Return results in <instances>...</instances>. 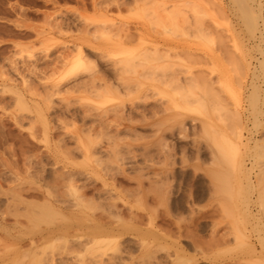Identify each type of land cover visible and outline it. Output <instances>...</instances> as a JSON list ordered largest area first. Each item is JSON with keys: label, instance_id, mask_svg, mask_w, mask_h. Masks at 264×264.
I'll use <instances>...</instances> for the list:
<instances>
[{"label": "rangeland", "instance_id": "rangeland-1", "mask_svg": "<svg viewBox=\"0 0 264 264\" xmlns=\"http://www.w3.org/2000/svg\"><path fill=\"white\" fill-rule=\"evenodd\" d=\"M245 1L248 2V6H251V8L253 6L254 10H252L255 13L251 9L250 10L255 16L257 15L256 11H261V13L258 12L261 15V19L260 17H255L257 21L254 20L257 26L253 23L254 27L251 26L250 28L246 24H242L243 20L240 18L239 11L237 7L233 5L232 0H0V264H31L32 260V264H264V261L262 263V260H264V245H262V243L264 244V69L260 65L261 62L259 63V61H262L260 58L263 59L264 56V0ZM258 3L261 4V9L257 7ZM172 10L173 12H171ZM173 13H175L176 16L173 15L174 17H172ZM196 16L199 18H196ZM197 19H200V22ZM174 23L176 25H174ZM188 25L191 27L189 26V28ZM244 25L247 28L249 27L248 30ZM250 29L253 31L249 33ZM195 30H201L203 32L199 31L198 33V31ZM193 35H195V37ZM214 38L217 39L214 40ZM139 43H142V45H139ZM216 43L219 48L216 47ZM154 44L158 47V54L162 52L163 54L160 53V55H165V53L169 51L173 55L169 53V57L166 59V56L162 58L159 56V58L156 57L157 59L155 60L153 54L156 52L149 53L153 52L151 48ZM176 45L179 46L178 50L174 49L179 52L177 55L173 53L174 50L170 51L171 48L173 49L172 46ZM133 46H138L141 49L137 47L138 50H136V47L134 48ZM131 47L134 53L130 55L127 53L126 55L125 50L130 52L131 50H129V48ZM144 47L150 48L147 50ZM140 50L148 51V55H146L147 53L143 54L145 52L141 53L142 51ZM138 51L139 53H137ZM141 56L145 57L143 58ZM149 56L151 57L149 58ZM228 56L231 57H229V60H227ZM146 57L148 59H145ZM136 59H139L138 61L141 62L142 66L138 65L139 63ZM130 60L133 61L134 65H137V67L129 65L132 64L129 63ZM146 60L151 61L148 62L151 65L147 64ZM165 63L167 65H165ZM161 64L165 66L163 69L164 71H155L154 69L153 71L151 69V66L152 68L155 66L156 68H160ZM232 65L236 71L231 69V67L233 68ZM146 66L149 67H147L149 71L146 70L147 73L143 71L146 69ZM170 66L174 67L170 68ZM241 66L243 68H241ZM75 67L78 68L75 69ZM150 71L151 74H148ZM140 72L143 73V76ZM156 72L163 75L161 76L159 73L156 74ZM180 72H182V74ZM202 72L204 75L206 74V77H204V75L201 76L203 74ZM155 75L157 76L155 77ZM175 75H177V78H174L176 77ZM186 75H191L192 77L189 78L190 80L193 78L195 83H193V79L185 83V80H182V78L187 79L188 77ZM196 75H199V77ZM195 77L198 78V81ZM202 77H204V79L206 78V81L204 79L202 80ZM176 79L178 84L181 82V87L188 90L186 92L179 87L181 88L180 90L187 93L186 99L187 97L192 98L190 94L194 93L193 97L202 98H194L198 100V102L196 101L198 104L204 100L202 102L203 105L206 106V108L204 107V110L206 109L205 112L203 110L204 113L199 110L200 107H197L198 104L197 106L194 105L193 99L191 101H193L194 104L189 105L191 102L189 98L187 99L190 101L189 103H182L184 102L182 101V94L184 92L178 97L176 95L178 92L174 93V91H178L175 89L178 88L177 82L175 83L176 86L172 87L175 85L172 82H175ZM199 79L203 82H200ZM213 79L214 82L212 81ZM215 79L216 84L214 85ZM160 82L161 84H159ZM190 82H192V87L190 86ZM198 82L203 84L202 87L200 86L201 89L206 87V83L212 84V88L210 87L212 90L210 89L209 91L208 87L210 85L208 84L206 89H208L209 93L206 92L207 94L205 93L202 95V90L201 93H199L200 91H198V89L196 90L199 86L196 85L199 84ZM136 83L139 84L136 85ZM124 84H126V87H124ZM187 84H189V87L185 86ZM216 87H220V90L218 89V91H216ZM135 88L137 89L135 90ZM172 88H174V90ZM191 88H193V92L191 91L192 93H190ZM213 89L215 92H219L217 96L220 94V91L222 92L219 95L221 101L218 100L217 102L219 97L217 98L216 95H213L215 94ZM127 91L130 92L128 93ZM160 91H162V93ZM154 92L158 94L156 93L154 95ZM210 94L211 96L213 95L215 98H213L214 100L211 98ZM138 95L139 98H136ZM170 95H172V97ZM183 95H185V93ZM255 97L257 101H253ZM160 98L162 99L160 100ZM168 98H170V100ZM175 98L182 99L176 100ZM139 99H142L141 102H139ZM172 99L174 100L173 103ZM153 100L156 105L153 104ZM175 102H177V104ZM180 102L183 106H181ZM166 103L171 105L172 110L171 107H167V109L163 108L167 105ZM176 105H179V107H176ZM208 105H212L211 108H209L210 106ZM221 106L224 107L222 108ZM201 108L203 109V107ZM224 108L226 109L223 110ZM151 109L154 111L152 112ZM196 110L199 111V113H197ZM143 111L145 112L143 113ZM212 113L214 115H212ZM232 113H235V116H232ZM133 114L136 116L134 117ZM141 114L146 116L143 117ZM215 114L218 118H215ZM225 114L229 117L231 116L233 120H231V118L229 120V117ZM219 117L223 122H221ZM234 117H236L237 121ZM141 118L143 120L147 118L148 120L146 119V121L154 118L157 119V122L158 119H162V121L159 122L160 125L155 124L151 127L149 126L151 124H142L145 120L143 121ZM225 118H227L226 120H229L230 123L231 121L233 123L229 124V121L226 122V120H224ZM130 122H134L135 125ZM138 124L144 126L141 127L139 125V127H141L139 128ZM205 124H208L210 129H212L209 130V127L204 126ZM127 125L128 128L137 125L136 132L133 127L130 128L131 130H127ZM182 125L187 129L183 128L184 131H182ZM201 126L203 130L205 129L204 131H202ZM122 128L124 130H121ZM178 128L179 132H177ZM237 129L238 131H236ZM153 130L154 136H152ZM162 130L165 132L166 137H164L165 135L162 136V134H164ZM168 130H171L172 133L170 131L168 132ZM213 130L215 133L216 130L217 132H221L218 133L219 137L218 134H214L217 136L216 139L218 138L217 142L221 143L219 146L223 152L219 154L221 158H223L222 154H226L225 156L230 160L229 155L234 153L228 152L229 155H227L228 153L225 152V150L227 151V147L232 144L230 141L233 142L235 146L237 145V148L234 146L236 152L231 156L233 157L231 158V163L228 161L230 167H228L227 161L224 160L226 159L225 157L224 159H220L221 161H225V163H223L224 161L220 162L219 155H216L214 149L218 148L215 146L214 142L216 139L212 137L213 135L207 138L204 137V135L209 136V131L210 134L212 132L214 133ZM131 131H134V133ZM194 132H198L199 134H195ZM236 133L237 135H235ZM159 135L167 140L163 142V140H160ZM177 137H181V139ZM222 137H224L222 140L223 143L221 141ZM210 138H214L215 140L213 139L214 141L212 140L211 142ZM160 141H162L163 145ZM173 142L174 144H172ZM210 142L212 144L214 143L213 145L215 148L211 147L212 144ZM168 143L171 144L169 145ZM224 143L226 146L223 145L222 147L221 145ZM150 145L151 147H149ZM231 148L230 146V149ZM142 151H147V154ZM216 151L219 153L218 150ZM156 152L159 153V156L156 155ZM164 152L166 154H164ZM212 153L215 159L214 157L212 158ZM117 155L121 159H116L115 157H118ZM209 155H211V157ZM164 156L168 159L171 157L169 159L170 161ZM96 158L98 161H96ZM238 158L241 159L239 162L242 163L238 164ZM162 159L163 161H161ZM232 159H234L235 162H232ZM99 162L102 163L100 164ZM179 162H183L184 164H179ZM232 163H235V165H231ZM169 164H171V166H169ZM241 165L242 167H240ZM162 166H164L163 169H166V171H162L167 172V174L161 173L160 169ZM189 166L191 168H189ZM139 169H144V171H139L141 175L138 174L137 170ZM155 169L157 170L155 171ZM194 170H196V172ZM64 171L70 172L69 174L73 172V174H77V176L76 174L70 175L73 179L71 183H74V181L76 182L72 187L69 185L70 180H68V178L66 179V177L69 176L67 174L68 172L66 173L68 176H64L66 175L64 173L62 177L61 174ZM157 171L160 172L158 173ZM125 174L126 176L123 177ZM154 174L156 175L155 177H153ZM218 174H220V176H218ZM244 174L246 176L248 175L249 179ZM86 176L90 177L86 178ZM212 176L216 177H214L216 180H214L215 182L211 180L213 179ZM222 176L223 179H225L226 176L228 178H226L225 181L226 183L228 181L229 190L226 189L225 192L224 189L220 188H224L222 185L224 186L226 183L222 185H220V181L217 183V178L219 177V180H221ZM156 177L157 180L155 179ZM164 177L165 180H167V177L170 180L168 179L165 181ZM58 178H61L60 181L57 180ZM138 180H141L143 183L140 181V183L136 182ZM62 182H66L69 187ZM148 183L157 184L159 188L154 184L148 185ZM167 183L171 185V188L168 187L169 185ZM82 185H84V188ZM135 185L138 186L136 187ZM212 185L214 186L213 189ZM243 185H245V188ZM131 187L134 188L136 192L132 190ZM161 189L164 191V194ZM214 189L216 192L218 191V194L216 193V197L213 198L215 192L212 193L211 191ZM50 190L51 192L47 194ZM79 190L80 192H78ZM145 190H149L148 193ZM241 190L243 192H241ZM52 192L54 194L57 193V195L52 194ZM63 192L65 194H63ZM149 192L157 196H153V194L149 195ZM225 193L229 195V199ZM240 193L242 196L239 195ZM59 194H61L60 197L58 196ZM78 194L81 196V199ZM167 195H170V197H168L169 200L166 198ZM88 196L91 199H89ZM136 196L138 197L136 198ZM246 196L247 199H250L247 200L245 198ZM19 197L23 201H21ZM140 197H142L141 200ZM155 197L159 202H162L157 204L158 201L155 200ZM44 198H46L45 200L48 199L47 201L51 200L50 202L54 203V206H66L70 209L78 210V213H81L80 216L82 215L81 218L84 217L88 219L87 221L89 222L87 223L93 224L91 218H97V216L102 215L103 217L101 216V218H104L103 221L109 226L114 225L115 227H121L122 225L127 226L129 230L127 231V227H125V232L120 236L106 235V238L103 237L102 239L104 240L108 238L109 240H107L109 242L106 240L107 244H104L105 241L103 240V243L97 244V246L100 245L98 248H101V251L97 248L96 244L92 245L91 241L88 243V239L85 241L87 238L86 235V237L79 235L80 238H78L84 251L81 248L80 250L78 249V245L80 244L76 245V241H74L76 243L71 242L72 245L67 247L66 245L69 243L65 242V244L62 239H58L54 234L51 235L52 230H50V228L52 229L56 220L61 219L59 216H51L54 223L48 220L40 222V224L37 225L35 224L36 226L33 224L32 226L30 217L26 214L29 213L28 208L30 207L27 203L30 202V200V204L32 205H29L33 206L32 208L34 210L36 205L46 202ZM87 198L89 201H87ZM98 198L101 201H99ZM58 200L64 202L67 200L68 202L66 205H63L61 201L58 203ZM71 201L74 203L77 201L78 206L76 203L75 206L77 207H74V203ZM91 201L94 202L91 204ZM34 202L39 203L35 205ZM68 203H72V205L69 206ZM148 203L149 205H147ZM222 203L224 204L223 207H228L230 211L228 208L226 210L225 208H219L222 207ZM258 203H260L261 206L258 205ZM93 204L96 205L94 208ZM153 204L156 205V207ZM161 204L162 206L160 207ZM245 205L246 207H244ZM86 206H89L90 209ZM104 207L107 208L108 211ZM128 209L132 211L130 212ZM150 209L153 211L151 212ZM196 210H199V213H197ZM116 211H119L122 215L120 216ZM30 212L32 211L30 210ZM229 212L231 214H229ZM247 212L251 215H246ZM83 213L88 216H84ZM108 213H111L112 217L110 216L111 214ZM31 214L29 213L30 216ZM149 214L152 215L153 220L149 219ZM162 214H164V216ZM219 214H221V216ZM80 216L77 214L74 215L77 219ZM125 216L128 218H125ZM180 216L183 217V219ZM74 217L72 218L71 216L72 219H74ZM178 217L180 218L179 223L177 220ZM243 220L247 222L245 223L246 225H244ZM148 222L149 224H147ZM150 222L152 224H150ZM120 223L121 225H117ZM226 223H232V225H227ZM132 224H134L136 228L141 227L140 230L135 227L131 228V226H133ZM215 224L217 227H214L216 226ZM232 226L234 231L231 228ZM227 227L230 229L228 230ZM145 228L152 230H150L148 234L154 231L153 234H151L157 239H153L154 237L151 236V234L148 235L149 237H147L146 234L144 240L139 238V236H142L141 234L144 232ZM244 228L246 229L245 231ZM227 231L229 234H226ZM193 232L195 234H193ZM256 233H258L257 236ZM135 234H139V236L137 235L136 237ZM235 234L238 235H236V237H239L238 240L234 237ZM174 235L175 237H173ZM114 236L116 239H114ZM42 237H45V239L52 238V241L49 239L43 240ZM53 237L58 241L53 243ZM234 238L236 240H232ZM73 239L77 240L75 237H73ZM259 239L262 240V242H260ZM98 240L101 241V238ZM115 240L117 242H112ZM142 241H144L142 243L144 247L139 244ZM239 241L241 243L246 242L249 245L245 244V246H243V244H240V247H242L240 249L239 244H237ZM59 242L62 244L64 243L67 249ZM51 243H53L55 247L53 244L50 246ZM235 244L237 245L235 246ZM92 247L95 248L92 249ZM198 247L201 249L199 250ZM247 247H250V250ZM98 251L99 253H97ZM40 252L43 253L42 256ZM50 252L52 254H48ZM36 253L38 255L40 254V256ZM45 253L49 257L45 256ZM103 254L104 256H102ZM142 255L143 257H141ZM253 255L255 257H253ZM259 255H261L263 259ZM146 256H148L147 259ZM43 257L46 262L42 259ZM143 260H145L144 263Z\"/></svg>", "mask_w": 264, "mask_h": 264}, {"label": "bare ground", "instance_id": "bare-ground-1", "mask_svg": "<svg viewBox=\"0 0 264 264\" xmlns=\"http://www.w3.org/2000/svg\"><path fill=\"white\" fill-rule=\"evenodd\" d=\"M252 1H253V0H252ZM214 2H215V1H214ZM232 2H233V5H235V6L237 7L238 11H239L240 18L243 20L242 24L244 23V24H246L247 26H249L250 28H251V26L254 27L253 23H255V22H254L255 17H256V18H259V17L261 16V15H260L261 11L258 10V9H256V10H258V12H260V13H258V12L256 11L257 15L255 16V14H254L255 12L253 11V10H254V9H253V6H252V8H251V6H248V2H246L245 0H232ZM252 5H253V4H252ZM249 7H250V8H249ZM257 7L261 9V4L258 3V4H257ZM250 9H251V10L253 9V10H252V11L254 12L253 14H252V12H251ZM171 12H173V10H172ZM168 15H169V14H168ZM173 15L176 16L175 13L172 14V17H174ZM231 15H232V14H231ZM184 16H185V15H184ZM191 17H192V16H191ZM197 17H198V16H196V18H197ZM169 18H171V17H169ZM198 18H199V17H198ZM171 19H173V18H171ZM183 19H184V18H183ZM194 19H195V18H194ZM260 19H261V17H260ZM197 20H199V22H200V19H197ZM263 20H264V19H263ZM255 21H257V19H256ZM177 22H178V21H177ZM190 22H191V21H190ZM190 22H188V23H190ZM192 22H193V21H192ZM201 22H202V20H201ZM194 23H195V22H194ZM183 24H184V23H183ZM191 24H192V23H191ZM197 24H198V23H197ZM255 24H256V23H255ZM168 25H169V24H168ZM174 25H176V24L174 23ZM195 25H196V23H195ZM201 25H202V24H201ZM189 26H190V25H188V27H189ZM244 26H245V25H244ZM256 26H257V24H256ZM172 27H173V26H172ZM174 27H175V26H174ZM176 27H179V26H176ZM180 27H181V26H180ZM190 27H191V26H190ZM190 27H189V28H190ZM245 27H246V26H245ZM249 27H248V28H249ZM195 28H196V27H195ZM204 28H205V27H204ZM211 28H212V27H211ZM246 28H247V27H246ZM248 28H247V30H248ZM215 29H216V28H215ZM252 29H253V28H252ZM252 29L249 30V33L253 31ZM254 29H256V28H254ZM185 30H186V29H185ZM192 30H193V29H192ZM202 30H204V29H202ZM206 30H207V29H206ZM216 30H217V29H216ZM245 30H246V29H245ZM195 31H198V30H195ZM199 31H201V30H199ZM199 31H198V33H199ZM254 31H255V30H254ZM201 32H203V31H201ZM207 32H208V31H207ZM243 32H244V31H243ZM188 33H189V32H188ZM205 33H206V32H205ZM201 34H202V33H201ZM220 34H221V33H220ZM258 34H259V33H258ZM189 35H190V34H189ZM196 35H197V33H196ZM199 35H200V34H199ZM221 35H222V34H221ZM190 36H191V35H190ZM193 36L195 37V35H193ZM201 36H202V35H201ZM219 37H220V36H219ZM217 38H218V37H217ZM217 38H214V40H216ZM220 38H221V37H220ZM222 38H223V37H222ZM217 42H219V41H217ZM220 42H221V40H220ZM139 45H142V43H141V44L139 43ZM155 45H156V44H154V46H155ZM216 45H217L216 47H218V44H217V43H216ZM221 45H222V44H221ZM221 45H220V46H221ZM152 46H153V45H152ZM154 46H153V47H154ZM230 46H231V44H230ZM133 47H134V46H133ZM135 47H136V46H135ZM135 47H134V48H135ZM137 47H138V46H137ZM137 47H136V50H138V48H140V47H138V48H137ZM142 47H143V46H142ZM153 47L151 48V50L153 49V52H149V53H154V51L156 52V53H154V54H156V55L153 54V56H155V57H154L155 60H156L157 58H159V56H160L161 58L166 56V57H165V59H166L167 57H169V53H170L171 55H173L171 52H169V51H167V50H166V51H167L168 54L165 53V55H160V53H162V52H159V54H158V52H157V50H158L157 45H156L154 48H153ZM172 47H173V49L171 48V50H170V49H168V50H170V51H172V50H174V49H177V50H178V48H179V46H177V45H176V46H172ZM182 47H183V46H182ZM221 47H222V46H221ZM231 47H232V46H231ZM144 48L147 49V50H149L150 47H149V48L144 47ZM144 48H142V49L145 50ZM218 48H219V47H218ZM132 49H133L132 47L129 48V50L132 51V52L130 51L131 53H130V52H127V51L125 50L126 55H127V53H129V55L132 54V53H134V51H133ZM140 49H141V48H140ZM180 49H181V48H180ZM182 49H183V48H182ZM129 50H128V51H129ZM134 50H135V49H134ZM162 50H163V49H162ZM140 51H142V50H140ZM163 51H165V50H163ZM181 51H182V50H181ZM223 51H224V49H223ZM125 52H123V53H125ZM135 52H136V51H135ZM143 52H145V53H143ZM147 52H148V51H147ZM147 52H146V51H142L141 53L146 54ZM137 53H139V51H138ZM173 53H175V54L177 55L179 52H177L176 50H174ZM182 53H183V52H182ZM224 53H225V52H224ZM162 54H163V53H162ZM180 54H181V53H180ZM225 54H226V53H225ZM263 54H264V53H263ZM135 55H136V54H135ZM139 55H140V54H139ZM146 55H148V53H147ZM149 55H152V54H149ZM136 56H137V55H136ZM179 56H180V55H179ZM234 56H236V55H234ZM127 57H128V56H127ZM141 57H143V56H141ZM141 57H140V58H141ZM144 57H145V56H144ZM144 57H143V58H144ZM150 57H151V56H149V58H150ZM156 57H157V58H156ZM225 57H226V55H225ZM229 57H230V56H228V59H227V60H229V59L231 58V57H230V58H229ZM140 58H139V59H140ZM161 58H160V59H161ZM177 58H179V57H177ZM139 59H138V60H139ZM141 59H142V58H141ZM141 59H140V60H141ZM145 59H148V58L146 57ZM170 59H172V58H170ZM235 59H236V58H235ZM260 59H261L262 61H259V63L261 62L260 65H261V67H263V69H264V56H263V59H262V58H260ZM121 60H122V59H121ZM138 60L136 59V61L139 63L138 65H139V66H142L141 62L138 61ZM152 60H153V59H152ZM223 60H224V59H223ZM237 60H238V58H237ZM125 61H126V60H125ZM225 61H226V60H225ZM146 62H147V64H149L148 62H151V61L146 60ZM229 62H230V61H229ZM231 62H233V61H231ZM235 62H239V61H235ZM246 62H247V61H246ZM120 63H122V62H120ZM129 63H132V64H129ZM129 63H127V64L132 65V66L134 65V62L131 61V60L129 61ZM156 64H157V63H156ZM129 65H128V66H129ZM149 65H151V64H149ZM165 65H167V64L165 63ZM171 65H172V64H171ZM178 65H179V64H178ZM230 65H231V64H230ZM238 65H239V64H238ZM238 65H237V67H238ZM240 65H241V64H240ZM72 66H73V65H72ZM72 66H71V67H72ZM134 66H135V65H134ZM153 66H155V65H153ZM157 66H158V64H157ZM161 66H162V67H161ZM161 66H160L161 69H160L159 67L156 68V66H155L154 68H152V66H151V69H152V70L154 69L155 71H158V70H159V71H160V70L164 71L163 69H164L165 66H163V64H161ZM232 66H233V65H232ZM81 67H82V66H81ZM135 67H137V65H136ZM147 67H148V66H146V67H145L146 69L143 70V71H146V70H147ZM173 67H174V66H173ZM173 67L170 66V68H173ZM176 67H177V66H176ZM235 67H236V63H235ZM72 68H73V67H72ZM76 68H78V67H75V69H76ZM130 68H131V67H130ZM148 68H149V67H148ZM168 68H169V66H168ZM177 68H178V67H177ZM179 68H180V67H179ZM238 68H239V67H238ZM241 68H243V67L241 66ZM131 69H132V68H131ZM131 69H130V71H131ZM139 69H140V67H139ZM141 69H142V68H141ZM151 69H150V70H151ZM156 69H157V70H156ZM166 69H167V68H166ZM180 69H182V68H180ZM231 69H234V70H235L234 66H233V68L231 67ZM239 69H240V68H239ZM239 69H238V70H239ZM70 70H71V69H70ZM73 70H74V69H73ZM154 70H153V71H154ZM168 70H169V69H168ZM173 70H174V69H173ZM173 70H172V72H173ZM182 70H183V69H182ZM182 70H181V71H182ZM185 70H186V69H185ZM185 70H184V71H185ZM202 70H203V69H202ZM202 70H201V71H202ZM238 70H237V71H238ZM143 71H142V72H143ZM147 71H148V70H147ZM147 71H146V73H147ZM153 71H152V72H153ZM178 71H179V70H178ZM178 71H177V72H178ZM190 71H191V70H190ZM192 71H193V70H192ZM235 71H236V70H235ZM250 71H251V70H250ZM132 72H133V71H132ZM142 72H140V73H142ZM148 72H149V71H148ZM174 72H176V71H174ZM193 72H194V71H193ZM203 72H204V71H203ZM203 72H202V73H203ZM133 73H134V72H133ZM157 73H159V72H156V74H157ZM164 73H167V72H164ZM170 73H171V72H170ZM180 73L182 74V72H180ZM180 73H179V74H180ZM183 73H184V74H187V73H185V72H183ZM204 73H205V72H204ZM204 73H203L202 75H201V74H200V75L203 76ZM148 74H151V71H150V73H148ZM148 74H147V75H148ZM159 74H160L161 76L163 75V74H161V73H159ZM159 74H158V75H159ZM189 74H190V73H189ZM192 74H193V73H192ZM192 74H191V75H192ZM208 74H209V73H208ZM208 74H207V75H208ZM234 74H235V73H234ZM138 75H139V74H138ZM191 75H190V76H189V75H186V76L189 78V77H192ZM209 75H210V74H209ZM242 75H243V74H242ZM142 76H143V73H142ZM148 76H149V75H148ZM156 76H157V75H155V77H156ZM161 76H160V77H161ZM173 76H174V75H173ZM175 76H176V77H174V78H177V75H175ZM178 76H179V75H178ZM181 76H183V75H181ZM194 76H195V74H194ZM194 76H193V77H194ZM196 76L199 77V75H196ZM210 76H211V75H210ZM212 76H213V75H212ZM263 76H264V75H263ZM139 77H140V76H139ZM160 77H159V78H160ZM171 77H172V76H171ZM204 77H206V74L204 75ZM204 77H202V80L204 79ZM237 77H238V76H237ZM144 78H145V76H144ZM146 78H147V77H146ZM150 78H151V77H150ZM153 78H154V77H153ZM169 78H170V77H169ZM172 78H173V77H172ZM188 78H187V79H186V78H182V80L184 79V80H185V83H188V80H189V81H192V79H193V78H191V80H190V78H189V79H188ZM195 78H196L197 81H198V78H197V77H195ZM209 78H210V77H209ZM170 79H171V78H170ZM170 79H169V80H170ZM263 79H264V77H263ZM134 80H135V79H134ZM136 80H137V78H136ZM136 80H135V81H136ZM154 80H155V78H154ZM161 80H162V77H161ZM174 80H175V79H174ZM182 80H180V81H182ZM202 80L199 79L200 82H203ZM204 80L206 81V78H205ZM162 81H163V80H162ZM162 81H161V82H162ZM167 81H168V79H167ZM172 81H173V80H172ZM172 81H171V82H172ZM178 81H179V80H178ZM186 81H187V82H186ZM207 81H208V80H207ZM212 81L214 82V79H213ZM238 81H239V80H238ZM158 82H159V81H158ZM161 82H160L159 84H161ZM164 82H165V81H164ZM176 82H177V79H176L175 82H172V83L175 84ZM200 82H198L199 84H196V85H199L198 88H196V90L198 89V91H200L199 93H201V92L203 91V93H201L202 95L205 94L206 92L209 93L210 89L212 88V86H211L212 84L210 85V83H206L207 85L209 84L210 86L208 87V89H209V91H208V89H206V87H207V85H206V87H204V88L206 89V91H205L204 88H203L204 90L200 88V86H201V87L203 86V84H200ZM210 82H211V80H210ZM213 82H212V83H213ZM162 83H163V82H162ZM180 83H181V82H180ZM180 83L178 84V82H177V84H178L177 87H178V88H175V89H177L178 91H174V93H175V92H178L176 95H177L178 97H180L181 94L184 92L185 95H183L184 93L182 94V98H183L184 100L181 98L182 101H184V102H182V103H183V104H184V103L186 104L187 102L189 103V102L193 99V101H194L195 104L193 103V101H191V102L189 103V105H190V104H194V105L197 106V104H198V103H197V102H198L197 99H202V98L193 97V96H194V93H193V94H190V96L192 95V98H191V97H187V99L189 98L190 101L187 100V99H186V95H187L186 92H187L188 90H187V89H184V87H181V84H180ZM193 83H195V82H194V79H193ZM137 84H139V83H136V85H137ZM190 84H191L190 86L192 87V82H190ZM215 84H216V79H215V83H214V85H215ZM193 85H194V84H193ZM214 85H213V86H214ZM217 85H218V84H217ZM174 86H176V84L173 85L172 87H174ZM185 86H188V87H189V84H187V85H185ZM124 87H126V84H124ZM137 87H138V86H137ZM170 87H171V86H170ZM179 87H181V88H182L183 90H185L186 92L183 91V90H180L181 88H179ZM210 87H211V88H210ZM214 87H215V86H214ZM217 87H218V86H217ZM217 87H216V89H217L216 91H218V89L220 88V87H219V88H217ZM194 88H195V87H194ZM129 89H130V88H129ZM136 89H137V88H135V90H136ZM172 89L174 90V88H172ZM257 89H258V87H257ZM263 89H264V88H263ZM125 90H126V88H125ZM173 90H172V91H173ZM192 90H193V88H191L190 93L193 92ZM201 90H202V91H201ZM211 90H212V89H211ZM219 90H220V89H219ZM251 90H252V89H251ZM130 91H131V90H130ZM130 91H127V92L129 93ZM191 91H192V92H191ZM194 91H195V90H194ZM198 91H197V92H198ZM127 92H126V93H127ZM131 92H132V91H131ZM151 92H152V91H151ZM158 92H159V91H158ZM160 92L162 93V91H160ZM213 92L215 93V94H213V95H216V96H217V93H219V92H215L214 89H213ZM156 93H157V92H154L153 94L155 95ZM166 93H168V92H166ZM211 93H212V92H211ZM221 93H222V92L220 91V94H221ZM157 94H158V93H157ZM168 94H169V93H168ZM206 94H207V93H206ZM220 94H218L217 98L219 97ZM146 95H147V94H146ZM146 95H144V96H146ZM172 95H173V94H172ZM172 95H170V96L172 97ZM213 95L211 96V94H210V96H211L212 99L214 98ZM157 96H158V95H157ZM165 96H166V95H165ZM204 96H205V95H204ZM247 96H248V95H247ZM140 97H141V96H140ZM146 97H147V96H146ZM158 97H159V96H158ZM158 97H157V98H158ZM166 97H167V96H166ZM171 97H170V98H171ZM184 97H185V98H184ZM224 97H225V96H224ZM136 98H139V95L136 96ZM141 98H142V97H141ZM149 98H150V97H149ZM170 98H168V99L170 100ZM194 98H197V99H194ZM145 99H146V98H145ZM161 99H162V98H160V100H161ZM175 99H176V98H175ZM181 99L177 98L176 100H181ZM185 99H186V100H185ZM207 99H209V98H207ZM214 99H215V98H214ZM214 99H213V100H214ZM225 99H226V98H225ZM251 99H252V98H251ZM262 99H263V98H262ZM139 100H140L139 102H141L142 99H139ZM148 100H149V99H148ZM154 100H155V99H154ZM154 100H153V102H154ZM172 100H173V99H172ZM172 100H171V101H172ZM176 100H175V101H176ZM218 100L221 101V98L219 97V99H217V102H218ZM255 100H256V97H255V99H254L253 101H255ZM144 101H145V100H144ZM144 101H143V102H144ZM163 101H164V100H163ZM163 101H162V102H163ZM167 101H168V100H167ZM167 101H166V102H167ZM171 101H170V102H171ZM196 101H197V102H196ZM200 101H201V100H200ZM203 101H204V100H203ZM203 101H202V102H203ZM215 101H216V100H215ZM256 101H257V100H256ZM133 102H134V101H133ZM137 102H138V100H137ZM155 102H156V100H155ZM155 102H154L153 104H155ZM173 102H174V100L172 101V103H173ZM177 102H179V101H177ZM177 102H175V103L177 104ZM202 102H199V104H198V106H197L198 108L200 107L199 110H200L201 112H203L204 107L206 108V106H204ZM159 103H160V102H159ZM175 103H174V105H175ZM182 103L180 102L181 106H183ZM200 103H201V104H200ZM212 103H214V102H212ZM212 103H211V104H212ZM258 103H259V102H258ZM261 103H262V102H261ZM160 104H161V103H160ZM163 104H164V103H163ZM166 104H167L166 106L163 105V106H164L163 108H166V109H167V107H168V108L171 107L170 104H168V103H166ZM178 104H179V103H178ZM209 104H210V103H209ZM215 104H216V103H215ZM251 104H252V103H251ZM251 104H250V105H251ZM123 105H124V104H123ZM142 105H143V104H142ZM155 105H156V104H155ZM168 105H170V106H168ZM187 105H188V104H187ZM213 105H214V104H213ZM218 105H219V104H218ZM222 105H224V104H222ZM228 105H229V104H228ZM128 106H129V105H128ZM130 106H132V105H130ZM143 106H144V105H143ZM151 106H152V105H151ZM161 106H162V105H161ZM161 106H160V107H161ZM208 106H210V105H208ZM211 106H212V105H211ZM211 106H210L209 108H211ZM214 106H215V105H214ZM225 106H226V105H225ZM132 107H134V106H132ZM152 107H154V106H152ZM176 107H179V105H178V106L176 105ZM176 107H175V108H176ZM201 107H203V109H202ZM215 107H216V106H215ZM221 107H222V106H221ZM223 107H224V106H223ZM223 107H222V108H223ZM251 107H252V106H251ZM262 107H263V106H262ZM138 108H139V107H138ZM138 108H136V109H138ZM141 108H142V107H141ZM143 108H144V107H143ZM182 108H183V107H182ZM131 109H132V108H131ZM145 109H146V107H145ZM153 109H154V108H153ZM180 109H181V107H180ZM225 109H226V108H224L223 110H225ZM227 109H228V108H227ZM255 109H256V108H255ZM263 109H264V108H263ZM133 110H134V109H133ZM151 110H152V109H151ZM162 110H163V109H162ZM171 110H172V107H171ZM193 110H194V109H193ZM205 110H206V109H205ZM205 110H204V112H205ZM211 110H212V109H211ZM221 110H222V109H221ZM223 110H222V111H223ZM134 111H135V110H134ZM145 111H146V110H145ZM145 111H143V113H144ZM153 111H154V110H152V112H153ZM194 111H195V110H194ZM222 111H221V112H222ZM234 111H235V110H234ZM254 111H255V110H254ZM136 112H137V111H136ZM196 112L199 113V111H197V110H196ZM204 112H203V113H204ZM210 112H211V111H210ZM224 112H225V111H224ZM229 112H230V110H229ZM259 112H260V110H259ZM261 112H262V110H261ZM263 112H264V111H263ZM148 113H150V112H148ZM154 113H155V112H154ZM154 113H153V115H154ZM213 113H214V112H213ZM213 113H212V115H214ZM226 113H227V112H226ZM235 113H236V111H235ZM235 113H234V114L232 113V114H233L232 116H235ZM237 113H238V112H237ZM135 114H136V113H135ZM217 114H218V112H217ZM222 114H223V112H222ZM230 114H231V113H230ZM128 115H129V114H128ZM141 115H142L143 117L146 116V115L144 116L143 114H141ZM155 115H156V114H155ZM215 115H216V114H215ZM219 115H221V114H219ZM225 115H226L227 117H229L227 114H225ZM251 115H252V114H251ZM133 116L135 117L136 115L133 114ZM134 117H133V118H134ZM143 117H142V118H143ZM216 117H217V115L215 116V118H216ZM133 118H132V119H133ZM142 118H141V119H142ZM217 118H218V117H217ZM219 118H220V117H219ZM230 118H231V116L229 117V120H230ZM234 118L236 119V117H234ZM260 118H261V117H260ZM130 119H131V118H130ZM146 119H147V118H146ZM146 119H144V120L146 121ZM154 119H155V118H154ZM154 119H151V120L146 121V122L142 119V120L144 121V123H142V124H144V125H145V124H147V125H148V124H151V125H149V126H151V127H152L153 125H155V124H159V125H160L159 122H161L162 119H161V118H160L161 120L158 119V122H157V119H155V120H154ZM163 119H164V118H163ZM166 119H167V118H166ZM220 119H221V118H220ZM226 119H227V118H225L224 120H226ZM239 119H240V117H239ZM253 119H254V118H253ZM133 120H134V119H133ZM137 120H139V119H137ZM147 120H148V119H147ZM164 120H165V119H164ZM216 120H217V119H216ZM229 120H226V122H228ZM231 120H233V119L231 118ZM166 121H167V120H166ZM166 121H165V123H166ZM195 121H196V120H195ZM217 121H218V120H217ZM236 121H237V119H236ZM236 121H235V122H236ZM253 121H254V120H253ZM138 122H139V121H138ZM156 122H157V123H156ZM163 122H164V121H163ZM221 122H223L222 119H221ZM130 123H132V122H130ZM133 123H134V122H133ZM133 123H132V124H133ZM181 123H182V122H181ZM199 123H200V122H199ZM219 123H220V120H219ZM231 123H233V122L231 121ZM231 123H230V121H229V124H231ZM236 123H238V122H236ZM125 124H126V123H125ZM127 124H128V123H127ZM142 124H138V127H139V125H140L141 127H143L144 125H142ZM200 124H201V123H200ZM202 124H203V122H202ZM222 124H223V123H222ZM130 125H131V124H130ZM130 125H129V126H130ZM134 125H135V123H134ZM209 125H210V124H209ZM223 125H224V124H223ZM239 125H241V124H239ZM239 125H238V126H239ZM157 126H158V125H157ZM192 126H194V125H192ZM204 126H205V127H209L208 124H207V125L205 124ZM236 126H237V125H236ZM241 126H243V125H241ZM123 127H124V126H123ZM132 127H133V126H130V127L128 128V125H127V128H128L127 130H129V129L132 128ZM136 127H137V125L133 127V128L135 129V132H136ZM141 127H139V128H141ZM147 127H148V126H147ZM175 127H176V126H175ZM211 127H212V126H211ZM180 128H181V127H180ZM183 128L187 129L186 127H183V125H182V128H181L182 131H184ZM195 128H196V127H195ZM201 128H202V126H201ZM232 128H233V127H232ZM239 128H240V127H239ZM242 128H243V127H242ZM114 129H115V128H114ZM125 129H126V128H125ZM149 129H150V127H149ZM157 129H158V128H157ZM161 129H162V128H161ZM211 129H212V128H211ZM211 129H210V127H209V130H211ZM213 129H215V128H213ZM227 129H228V128H227ZM121 130H124V129L122 128ZM130 130H131V129H130ZM142 130H143V129H142ZM151 130H152V129H151ZM151 130H150V131H151ZM154 130H155V129H154ZM154 130H153L152 134L154 133ZM164 130H165V129H164ZM204 130H205V129H204ZM204 130H203V128H202V131H204ZM206 130H207V129H206ZM244 130H245V129H244ZM113 131H114V130H113ZM162 131H163V130H162ZM169 131L172 133L171 130H168V132H169ZM180 131H181V130H180ZM202 131H201V132H202ZM207 131H208V130H207ZM213 131H214V130H213ZM231 131H232V130H231ZM236 131H238V129H237ZM115 132H116V131H115ZM131 132H132V131H131ZM163 132H164V131H163ZM163 132H162V133H163ZM174 132H175V131H174ZM177 132H179V128H178ZM177 132H176V133H177ZM198 132H199V131H198ZM198 132H196V133H198ZM219 132H220V131H219ZM219 132H217V130H216V133H215V131H214V133L212 132L213 134H212V133L210 134V131H209V136H208V135H204V134H203V135H204V137H206V138H207V137H210L211 135H213L212 137H214V138L216 139L217 136H215V135L218 134ZM234 132H235V131H234ZM263 132H264V130H263ZM132 133H134V131H133ZM155 133H156V132H155ZM162 133H161V134H162ZM171 133H170V134H171ZM182 133H183V132H182ZM194 133H195V132H194ZM196 133H195V134H196ZM202 133H203V132H202ZM220 133H221V132H220ZM237 133H238V132H237ZM237 133H236L235 135H237ZM251 133H252V132H251ZM254 133H255V132H254ZM119 134H120V133H119ZM149 134H150V133H149ZM159 134H160V133H159ZM186 134H187V133H186ZM198 134H199V133H198ZM214 134H215V135H214ZM232 134H233V133H232ZM113 135H114V133H113ZM134 135H135V134H134ZM136 135H137V134H136ZM150 135H151V134H150ZM164 135H165V136H164ZM201 135H202V134H201ZM221 135H222V134H221ZM238 135H241V134H238ZM116 136H117V135H116ZM147 136H148V135H147ZM152 136H154V134H153ZM162 136L166 137L165 132H164V134H162ZM162 136L159 135L160 140H163V142H164L165 139H163L164 137H162ZM190 136H192V135H190ZM198 136H199V135H198ZM149 137H150V136H149ZM161 137H162V138H161ZM172 137H173V136H172ZM178 137H179V136H178ZM178 137H177V138H178ZM218 137H219V134H218ZM220 137H221V136H220ZM214 138H210V139H211L210 141L212 142V140H213ZM230 138H231V137H230ZM238 138H239V136H238ZM241 138H242V137H241ZM139 139H140V138H139ZM142 139H143V138H142ZM173 139H174V138H173ZM178 139H181V137L178 138ZM196 139H198V138H196ZM196 139H195V140H196ZM215 139H214V140H215ZM217 139H218V138H217ZM217 139L215 140L214 143H215V146H217L218 149L215 148V146L213 145L214 143H213V144H212L211 142H210V143L212 144L211 147H213V148H215L216 150L219 151V153H218V152L214 149L216 155H219L220 153H223V152H222V149H220V147H219L221 143H220V142H217ZM219 139H220V138H219ZM223 139H224V137H222L221 141H222ZM231 139H232V138H231ZM234 139H235V137H234ZM148 140H149V139H148ZM158 140H159V139H158ZM166 140H167V139H166ZM166 140H165V141H166ZM168 140H169V139H168ZM176 140H177V139H176ZM204 140H205V139H204ZM214 140H213V141H214ZM232 140H233V139H232ZM239 140H240V139H239ZM261 140H262V139H261ZM181 141H182V140H181ZM181 141H180V142H181ZM183 141H184V140H183ZM198 141H199V140H198ZM208 141H209V140H208ZM218 141H219V140H218ZM156 142H157V140H156ZM160 142H161V144H162V141H160ZM190 142H191V141H190ZM201 142H202V141H201ZM224 142H225V141H224ZM254 142H255V140H254ZM151 143H152V142H151ZM157 143H158V142H157ZM157 143H156V144H157ZM183 143H184V142H183ZM196 143H197V142H196ZM222 143H223V141H222ZM226 143H227V140H226ZM230 143H232V144H230V146L233 148V151H232V148L230 149V146L227 147V151L224 149L225 147H224L223 149H224L225 152H227V153H228V152H229V153H230V152H234V153H235V152H236L235 150H236V148H237V147H236L237 145L235 146L234 143L231 142V141H230ZM241 143H242V142H241ZM158 144H159V143H158ZM166 144H167V143H166ZM168 144H169V143H168ZM170 144H171V143H170ZM170 144H169V145H170ZM172 144H174V142H173ZM192 144H193V143H192ZM228 144H229V143H228ZM246 144H247V143H246ZM159 145H160V144H159ZM159 145H157V146H159ZM162 145H163V144H162ZM180 145H181V143H180ZM182 145H183V144H182ZM202 145H203V144H202ZM223 145L226 146L225 143L222 144L221 146L223 147ZM153 146H154V145H153ZM153 146H152V147H153ZM164 146H165V145H164ZM192 146H193V145H192ZM194 146H195V145H194ZM234 146H235L236 148H235ZM258 146H259V145H258ZM129 147H130V146H129ZM149 147H151V145H150ZM160 147H161V145H160ZM162 147H163V146H162ZM165 147H166V146H165ZM169 147H170V146H169ZM172 147H173V146H172ZM175 147H177V146H175ZM182 147H183V146H182ZM189 147H190V146H189ZM197 147H198V146H197ZM239 147H240V145H239ZM145 148H146V147H145ZM166 148H167V147H166ZM180 148H181V147H180ZM184 148H185V147H184ZM195 148H196V147H195ZM199 148H200V146H199ZM234 148H235V150H234ZM172 149H173V148H172ZM181 149H183V148H181ZM200 149H201V148H200ZM210 149H211V148H210ZM85 150H86V149H85ZM145 150H146V149H145ZM149 150H151V149H149ZM156 150H157V149H156ZM173 150H174V149H173ZM179 150H180V149H179ZM205 150H206V149H205ZM208 150H209V149H208ZM228 150H229V151H228ZM86 151H87V150H86ZM160 151H161V150H160ZM163 151H164V150H163ZM206 151H207V150H206ZM209 151H210V150H209ZM220 151H221V152H220ZM142 152H143V151H142ZM146 152H147V151H146ZM146 152H143V153H146ZM153 152H154V151H153ZM166 152H167V151H166ZM172 152H173V151H172ZM175 152H176V151H175ZM181 152H182V151H181ZM207 152H208V151H207ZM258 152H259V150H258ZM261 152H262V151H261ZM263 152H264V151H263ZM150 153H151V151H150ZM156 153H157V152H156ZM156 153H155V154H156ZM168 153H170V152H168ZM195 153H196V152H195ZM229 153H228L227 155H229ZM234 153H233V154H234ZM116 154H117V153H116ZM146 154H147V153H146ZM155 154H154V155H155ZM158 154H159V153H157L156 155H158ZM164 154H166V153L164 152ZM181 154H182V153H181ZM198 154H199V153H198ZM209 154H210V153H209ZM231 154H232V153H231ZM231 154L229 155L230 160H228L227 156H225L226 154H222V157H223V158H221V156L219 155V156H218V157H220L219 160H220V159H224V157H225L226 159H224V160L227 161L226 163L228 164V167H230L229 165H230V163H231V158H233V157H231V156H233V154H232V155H231ZM110 155H111V154H110ZM161 155H162V154H161ZM184 155H185V153H184ZM256 155H257V153H256ZM101 156H102V155H101ZM112 156H113V155H112ZM117 156H118V155H117ZM151 156H152V154H151ZM158 156H159V155H158ZM192 156H193V155H192ZM205 156H206V155H205ZM209 156L211 157V155H209ZM239 156H240V155H239ZM261 156H262V155H261ZM261 156H259V157H261ZM82 157H83V156H82ZM94 157H95V156H94ZM121 157H122V156H121ZM160 157H162V156H160ZM164 157H165V156H164ZM173 157H174V156H173ZM184 157H185V156H184ZM194 157H195V156H194ZM196 157H197V156H196ZM198 157H199V156H198ZM213 157H214V155H213V153H212V158H213ZM115 158H116V159L118 158V160L121 159L119 156H118V157H115ZM123 158H124V157H123ZM165 158H167V157H165ZM170 158H171V157H170ZM170 158H169V159H170ZM181 158H182V157H181ZM202 158H203V157H202ZM212 158H211V159H212ZM234 158H235V157H234ZM85 159H86V158H85ZM96 159H97V158H96ZM96 159H95V160H96ZM129 159H130V158H129ZM163 159H164V158H163ZM163 159H162L161 161H163ZM169 159L167 158V160H169ZM173 159H174V158H173ZM182 159H183V158H182ZM182 159H180V160H182ZM196 159H197V158H196ZM205 159H206V157H205ZM209 159H210V158H209ZM214 159H215V157H214ZM81 160H82V159H81ZM101 160H102V159H101ZM101 160H100V161H101ZM113 160H115V159H113ZM118 160H117V161H118ZM150 160H151V159H150ZM158 160H159V159H158ZM167 160H166V161H167ZM197 160H198V159H197ZM200 160H201V159H200ZM203 160H204V158H203ZM224 160H222V161H224ZM239 160H241V159L238 158V162H239ZM96 161H98V159H97ZM96 161H95V162H96ZM156 161H157V160H156ZM164 161H165V159H164ZM169 161H170V160H169ZM171 161H172V160H171ZM177 161H179V160H177ZM182 161H183V160H182ZM204 161H205V160H204ZM206 161H207V160H206ZM222 161L220 160V162H222ZM228 161H230V163H228ZM258 161H259V160H258ZM261 161H263V160H261ZM70 162H72V161H70ZM102 162H103V160H102ZM102 162H101V163H102ZM173 162H174V161H173ZM173 162H171V163H173ZM183 162H184V161H183ZM183 162H181V163L179 162V164H182ZM232 162H235L234 159H232ZM99 163H100V162H99ZM99 163H98V164H99ZM101 163H100V164H101ZM184 163H186V162H184ZM184 163H183V164H184ZM223 163H225V161H224ZM240 163H242V162H239L238 164H240ZM255 163H256V162H255ZM257 163H258V162H257ZM263 163H264V162H263ZM132 164H133V163H132ZM160 164H161V163H160ZM165 164H166V163H165ZM202 164H203V163H202ZM202 164H201V165H202ZM249 164H250V162H249ZM82 165H83V164H82ZM167 165H168V164H167ZM203 165H204V164H203ZM231 165H235V163H232ZM96 166H97V164H96ZM98 166H99V165H98ZM130 166H131V165H130ZM169 166H171V164H169ZM169 166H165V167H169ZM131 167H133V166H131ZM163 167H164V166H162L161 169H160V167H159L161 173L163 172L162 170L166 171V169H163ZM214 167H215V166H214ZM214 167H213V168H214ZM240 167H242V165H241ZM100 168H101V167H100ZM146 168H147V167H146ZM189 168H191V167L189 166ZM248 168H249V166H248ZM133 169H134V168H133ZM151 169H152V168H151ZM159 169H158V170H159ZM168 169H169V168H168ZM250 169H251V168H250ZM67 170H68V169H67ZM134 170H135V169H134ZM140 170H141V169L137 170V171H138V174H140V173H139ZM142 170L144 171V169H142ZM142 170H141V171H142ZM148 170H149V169H148ZM156 170H157V169H155V171H156ZM61 171H62V170H61ZM65 171H66V170H65ZM65 171L62 172V174H61L62 177H63V174H64V173L66 174V173L68 172V171H67V172H65ZM141 171H140V172H141ZM145 171H146V170H145ZM160 171H159V172H160ZM170 171H171V170H170ZM181 171H182V170H181ZM183 171H184V170H183ZM194 171L196 172V170H194ZM76 172H77V171H76ZM78 172H79V171H78ZM157 172H158V171H157ZM159 172H158V173H159ZM69 173H70V172L67 173L69 176H68L67 174L64 175V176H68V177H66V179L68 178V180H70L69 185L72 187L73 184L76 183V182L74 181V183H73V182L71 183V181H73V179L70 177V175H71V174H72V175H75L76 173H75V174H73L74 172L71 173V174H69ZM121 173H122V172H121ZM123 173H124V172H123ZM153 173H154V172H153ZM164 173L167 174V172H163V174H164ZM176 173H177V172H176ZM199 173H200V172H199ZM210 173H211V172H210ZM217 173H218V172H217ZM226 173H227V172H226ZM133 174H136V173H133ZM142 174H143V173H142ZM155 174H156V172H155ZM155 174H154L153 177L156 176ZM163 174H161V175H163ZM169 174H170V173H169ZM221 174H223V173H221ZM247 174H248V173H247ZM58 175H59V174H58ZM61 175H59V176H61ZM136 175H137V174H136ZM136 175H135V176H136ZM140 175H141V174H140ZM157 175H158V174H157ZM192 175H193V174H192ZM198 175H199V174H198ZM216 175H217V174H216ZM228 175H229V174H228ZM236 175H237V174H236ZM244 175H245V174H244ZM244 175H243V176H244ZM76 176H77V174H76ZM125 176H126V174H125L123 177H125ZM132 176H133V175H132ZM135 176H134V177H135ZM142 176H143V175H142ZM142 176H141V177L139 176V177H140V178H143ZM145 176H147V175H145ZM159 176H160V174H159ZM159 176H157V177H159ZM164 176H165V175H164ZM166 176H167V175H166ZM184 176H185V175H184ZM218 176H220V174H218ZM229 176H230V175H229ZM245 176H246V175H245ZM88 177H90V176H86V178H88ZM147 177H148V176H147ZM157 177L155 178L156 180H157ZM160 177H161V176H160ZM214 177H215V176H214ZM214 177L212 176L213 179H211V180H213V182L216 181V180H215L216 177H215V178H214ZM246 177L249 179L248 175H247ZM56 178H57V177H56ZM129 178H130V176H129ZM137 178H138V177H137ZM137 178H136V179H137ZM200 178H201V177H200ZM210 178H211V177H210ZM226 178H227V176H226ZM226 178L223 179V176H222V177H221V180H224V181H225ZM60 179H61V178H60ZM60 179L58 178L57 180L60 181ZM77 179H78V178H77ZM127 179H128V178H127ZM132 179H133V178H132ZM159 179H161V178H159ZM168 179H169V178L167 177V180H168ZM217 179H218V182H217V183H219V181H220V183H221L220 185L226 183V181L224 182V181L219 180V177H218ZM227 179H228V178H227ZM245 179H246V178H245ZM64 180H65V178H64ZM129 180H130V179H129ZM146 180H148V179H146ZM162 180H163V179H162ZM164 180H165V177H164ZM167 180H165V181H167ZM169 180H170V179H169ZM214 180H215V181H214ZM55 181H56V180H55ZM58 181H57V182H58ZM134 181H135V180H134ZM134 181H133V182H134ZM139 181L142 182L141 180H138V181H136V182H139ZM149 181H150V180H149ZM149 181H148V182H149ZM153 181L156 182L155 180H153ZM153 181H152V182H153ZM255 181H256V180H255ZM57 182H55V183H57ZM140 182H139V183H140ZM144 182H146V181H144ZM222 182H223V183H222ZM236 182H238V181H236ZM55 183H54V184H55ZM62 183H64V185L68 186V185L66 184V182H62ZM62 183H61V184H62ZM142 183H143V182H142ZM142 183H141V184H142ZM150 183H151V182H150ZM165 183H166V182H165ZM178 183H179V182H178ZM208 183H209V182H208ZM232 183H233V182H232ZM254 183H255V182H254ZM54 184H53V186H54ZM57 184H58V183H57ZM137 184H138V183H137ZM153 184H154V183H153ZM153 184H149V183H148V185H153ZM159 184H160V183H159ZM167 184L169 185V183H167ZM237 184H238V183H237ZM256 184H257V183H256ZM154 185L157 186V187L159 186V185H157V184H154ZM161 185H162V184H161ZM161 185H160V186H161ZM168 185H167V186H168ZM225 185H227V186H225ZM225 185H224V186L222 185V187H224V188H220V189H224V192H225L226 189L229 190V188H228V181H227V183H226ZM230 185H231V184H230ZM230 185H229V187H230ZM233 185H234V184H233ZM241 185H242V184H241ZM245 185H246V184H245ZM245 185H243V187H244ZM59 186H60V184H59ZM82 186H83V188H84V185H82ZM135 186H136V185H135ZM137 186H138V185H137ZM137 186H136V187H137ZM165 186H166V185H165ZM170 186H171V185H169L168 187H170ZM235 186H236V185H235ZM51 187H52V186H51ZM68 187H69V186H68ZM74 187H76V186H74ZM74 187H73V188H74ZM77 187H79V186H77ZM80 187H81V186H80ZM163 187H164V185H163ZM163 187H162V188H163ZM206 187H207V186H206ZM213 187H214V186L212 185V189H213ZM237 187H238V186H237ZM259 187H260V186H259ZM263 187H264V185H263ZM73 188H72V190H73ZM131 188H132V187H131ZM140 188H141V187H140ZM143 188H144V186H143ZM145 188H146V187H145ZM147 188H149V187H147ZM158 188H159V187H158ZM158 188H157V189H158ZM164 188H165V187H164ZM164 188H163V189H164ZM170 188H171V187H170ZM207 188H209V187H207ZM244 188H245V187H244ZM55 189H57V188H55ZM75 189H77V188H75ZM78 189H79V188H78ZM81 189H82V188H81ZM119 189H120V188H119ZM149 189H151V188H149ZM166 189H167V188H166ZM177 189H178V188H177ZM210 189H211V188H210ZM52 190H54V189H52ZM57 190H58V189H57ZM70 190H71V189H70ZM83 190H84V189H83ZM128 190H129V189H128ZM132 190H134V188H132ZM138 190H139V189H138ZM161 190H162V189H161ZM161 190H160V191H161ZM178 190H179V189H178ZM218 190H219V189H218ZM84 191H85V190H84ZM99 191H100V190H99ZM130 191H131V190H130ZM134 191H135V190H134ZM145 191H147V190H145ZM148 191H149V190H148ZM148 191H147V193H148ZM162 191H163V190H162ZM203 191H204V190H203ZM220 191H221V190H220ZM237 191H238V190H237ZM247 191H248V190H247ZM46 192H48V191H46ZM50 192H51V190H50L47 194H49ZM53 192H54V191H53ZM53 192H52V194H54ZM59 192H60V191H59ZM61 192H62V191H61ZM78 192H80V190H79ZM87 192H88V191H87ZM100 192H101V191H100ZM106 192H107V191H106ZM135 192H136V191H135ZM211 192H212V193L215 192V195H214V196H213L212 194H211V195L213 196V198L216 197V193H217L218 191L216 192L215 189H214V190H212ZM221 192H222V191H221ZM241 192H243V191L241 190ZM245 192H246V191H245ZM252 192H253V191H252ZM257 192H258V191H257ZM55 193H56V192H55ZM92 193H93V192H92ZM97 193H98V192H97ZM102 193H103V192H102ZM138 193H139V191H138ZM145 193H146V192H145ZM149 193H150L149 195L153 194L152 192H149ZM222 193H223V192H222ZM61 194H62V193H61ZM61 194H59L58 196L60 197ZM63 194H65V193L63 192ZM76 194H77V191H76ZM85 194H86V193H85ZM99 194H100V193H99ZM108 194H109V192H108ZM126 194H127V192H126ZM161 194H162V193H161ZM163 194H164V191H163ZM217 194H218V193H217ZM225 194H227V193H225ZM225 194H224V195H225ZM230 194H231V193H230ZM258 194H259V193H258ZM260 194L262 195V192H261V191H260ZM260 194H259V195H260ZM50 195H51V194H50ZM50 195H49V196H50ZM54 195H57V193L54 194ZM54 195H53V197H54ZM80 195H81V194H80ZM159 195H160V194H159ZM239 195L242 196L241 193H240ZM239 195H238V196H239ZM244 195H245V194H244ZM261 195H260V196H261ZM62 196H63V195H62ZM62 196H61V197H62ZM72 196H73V195H72ZM78 196H79V194H78ZM132 196H134V195H132ZM153 196H157V195H156V194H153ZM160 196H161V195H160ZM219 196H220V195H219ZM226 196H227V198L229 199V195L227 194ZM238 196H237V197H238ZM41 197H42V195H41ZM46 197H47V196H46ZM56 197H57V196H56ZM59 197H58V198H59ZM70 197H71V195H70ZM83 197H84V196H83ZM88 197H89V196H88ZM91 197H92V196H91ZM95 197H96V196H95ZM95 197H94V198H95ZM97 197H98V194H97ZM99 197H100V195H99ZM137 197H138V196H136V198H137ZM161 197H162V196H161ZM165 197H166V196H165ZM168 197H170V195H169V196L167 195L166 198H168ZM217 197H218V196H217ZM221 197H223V196H221ZM54 198H55V197H54ZM58 198H57V199H58ZM63 198H64V197H63ZM63 198H62V199H63ZM73 198H74V197H73ZM79 198L81 199V196H79ZM84 198H86V197H84ZM141 198H142V197H140V200H141ZM162 198H163V197H162ZM210 198H211V197H210ZM223 198H224V197H223ZM245 198L247 199V196H246ZM245 198H244V200H245ZM257 198H258V197H257ZM19 199H20L21 201H23L20 197H19ZM45 199H46V198H44V200H45ZM60 199H61V198H60ZM64 199H65V198H64ZM87 199H88V198H87ZM89 199H91V198L89 197ZM89 199H88L87 201H89ZM92 199H93V198H92ZM96 199H97V198H96ZM143 199H144V198H143ZM146 199H147V198H146ZM152 199H153V197H152ZM159 199H160V198H159ZM230 199H231V197H230ZM239 199H240V198H239ZM242 199H243V198H242ZM248 199H250V198H248ZM248 199H247V200H248ZM258 199H259V198H258ZM34 200H35V199H34ZM34 200H33V201H34ZM42 200H43V199H42ZM47 200H48V199H47ZM47 200H45L46 202H43V203H41V204H40L39 202H34L35 205L39 203V204L36 205V206L33 204V205L35 206V209H38V210H35V209H34V210H35V211H34L33 208H32L33 206H30V205H32V204H30V203H31V200H30V202H28V199H27V202H28V203H27V202H24V203H27V204H28V206L30 207V208L27 207V208H28V212H29L30 214H31V213H32V214H31V216L29 215V213H26V214H27V216L30 217V221L32 222V223H31V222H30V223L32 224V226H33V224H34V225H35V224L37 225V224H40V222H45V221H48V220L51 221V223H52V222L54 223V221H52L53 218H51V216H53V215H57V216H59L61 219H60V220H59V219L56 220V223H57V222H58V223H57V224H56V223L53 224L52 229L50 228V230H52L51 235L54 234V236H57L58 239H62V240L64 241V243H65V242H66V243H69L68 245H66L67 247H68L69 245L71 246L72 243H76V242H77L76 245L80 244V245H78V246H79L78 249H79V250H80V248L82 249L83 246L81 247L82 244L78 241V238H80V236H82V235H83V236H85V235L87 236V238H86L85 241H87V239H88V241H89L88 243H90V241H91V244H92V245H95V244H96V246H97V244L103 243V240H104V239H102V238L105 237L106 235H109V236H110V235H118V236H120V235L123 234V232H125V231H124V230H125V227H127V226H122L121 223H120V224H117V225H121V227H120V226L118 227L117 225H116L117 227H115L114 225L112 226L111 224H110L111 226H109L107 223H105V222L103 221L104 218H103V219L101 218V216H102L101 214H99V215H101V216H97V218L95 217L96 219H95L94 217L91 218V222L93 221V222H92L93 224L87 223V222H89V221H87L88 219H87V218H84V217H83L84 219L81 218L82 215L80 216L81 213L79 214V213H78V210H75V209H74V210H75V211H74L73 209H70V208H68V207H66V206H65V207H64V206H63V207H61V206H60V207H59V206L57 207V206H54V203L50 202L51 200H50V201H47ZM98 200H99V198H98ZM155 200H157L156 197H155ZM160 200H161V199H160ZM167 200H169V198H168ZM59 201H61L63 205H66L67 202H68L67 200H65V202L62 201V200H58V203H59ZM73 201H74V200H73ZM73 201H71V202L74 203L75 201H74V202H73ZM82 201H83V200H82ZM87 201H86V202H87ZM94 201H95V199H94ZM94 201H93V202H94ZM99 201H101V200H99ZM157 201H158V200H157ZM163 201H164V200H163ZM165 201H166V200H165ZM182 201H183V200H182ZM255 201H256V200H255ZM258 201H259V200H258ZM40 202H41V201H40ZM63 202H64V203H63ZM69 202H70V201H69ZM84 202H85V199H84ZM84 202H83V203H84ZM93 202L91 201L90 203L92 204ZM114 202H115V201H114ZM134 202H135V201H134ZM137 202H138V201H137ZM149 202H150V201H149ZM152 202H153V201H152ZM154 202H155V201H154ZM158 202H159V201H158ZM158 202H157V204H160V202H162V201H160L159 203H158ZM207 202H208V201H207ZM246 202H247V201H246ZM249 202H250V201H249ZM260 202L263 203L262 201H260ZM72 203H71V204L68 203V205L70 206V205H72ZM76 203H77V201H76ZM76 203L73 204L74 207H77V206H78V203H77V206H75ZM90 203H89V204H90ZM96 203H97V202H96ZM107 203H108V202H107ZM142 203H143V202H142ZM170 203H171V202H170ZM215 203H216V202H215ZM247 203H248V202H247ZM29 204H30V205H29ZM91 204H90V206H91ZM98 204H99V203H98ZM109 204H110V202H109ZM109 204H108V205H109ZM113 204H114V203H113ZM140 204H141V203H140ZM140 204H139V205H140ZM155 204H156V203H155ZM157 204H156V205H157ZM212 204H213V203H212ZM233 204H234V203H233ZM241 204H242V203H241ZM241 204H240V205H241ZM25 205H26V204H25ZM58 205H59V204H58ZM93 205H94V204H93ZM114 205H115V204H114ZM147 205H149V203H148ZM153 205H154V204H153ZM156 205H154V206L156 207ZM192 205H193V204H192ZM223 205H224V204L222 203V207H219V208H225V210H226L228 207H225V206L223 207ZM237 205H238V204H237ZM258 205H260V203H258ZM95 206H96V205H94L93 208H94ZM100 206H101V205H100ZM110 206H111V205H110ZM161 206H162V204L160 205V207H161ZM220 206H221V205H220ZM247 206H248V205H247ZM260 206H261V205H260ZM86 207H88V208L90 209L89 206H86ZM111 207H112V206H111ZM140 207H141V205H140ZM151 207H152V206H151ZM173 207H174V206H173ZM176 207H177V206H176ZM176 207H175V208H176ZM215 207H216V205H215ZM217 207H218V205H217ZM244 207H246V205H245ZM31 208H32V209H31ZM83 208H84V207H83ZM96 208H97V207H96ZM96 208H95V209H96ZM101 208H102V207H101ZM104 208H105V207H104ZM144 208H145V207H144ZM147 208H148V207H147ZM152 208H153V207H152ZM152 208H151V209H152ZM167 208H168V207H167ZM258 208H259V207H258ZM78 209H79V208H78ZM80 209H81V208H80ZM105 209H107V208H105ZM116 209H118V208H116ZM151 209H150V210H151ZM189 209H190V208H189ZM197 209H199V208H197ZM214 209H215V208H214ZM237 209H238V208H237ZM243 209H244V208H243ZM243 209H242V210H243ZM30 210H31L32 212H30ZM81 210H82V209H81ZM98 210H99V209H98ZM128 210H129V209H128ZM150 210H149V211H150ZM156 210H157V209H156ZM164 210H165V209H164ZM173 210H174V209H173ZM176 210H177V209H176ZM228 210H229V208H228ZM258 210H259V209H258ZM37 211H38V212H37ZM100 211H101V210H100ZM100 211H98V212H100ZM107 211H108V209H107ZM119 211H120V210H119ZM119 211H116V213H117V212L119 213ZM129 211H130V210H129ZM131 211H132V210H131ZM131 211H130V212H131ZM152 211H153V210H151V212H152ZM200 211H201V209H200ZM215 211H216V210H215ZM229 211H230V210H229ZM245 211H246V210H245ZM248 211H249V210H248ZM33 212H35V213H33ZM81 212H83V211H81ZM130 212H129V213H130ZM156 212H157V211H156ZM176 212H178V211H176ZM196 212L199 213V210H196ZM202 212H203V211H202ZM217 212H219V211H217ZM227 212H228V211H227ZM237 212H238V211H237ZM260 212H261V211H260ZM263 212H264V211H263ZM95 213H96V212H95ZM104 213H105V212H104ZM116 213H115V215H116ZM129 213H127V214H129ZM165 213H166V212H165ZM191 213H192V212H191ZM222 213H223V212H222ZM76 214L80 216L78 219H77L76 217H74V215H76ZM83 214H84V213H83ZM105 214H106V213H105ZM108 214H111V213H108ZM119 214H120V213H119ZM127 214H126V215H127ZM130 214H131V213H130ZM156 214H157V213H156ZM229 214H231V213L229 212ZM244 214H245V213H244ZM244 214H243V216H244ZM248 214H249V213L247 212L246 215H248ZM259 214H260V213H259ZM106 215H107V214H106ZM115 215H114V216H115ZM121 215H122V214H120V216H121ZM145 215H146V214H145ZM149 215H150V214H149ZM162 215L164 216V214H162ZM165 215H166V214H165ZM173 215H174V214H173ZM189 215H190V214H189ZM219 215L221 216V214H219ZM227 215H228V214H227ZM236 215H237V214H236ZM249 215H251V214H249ZM27 216H26V217H27ZM69 216H70V217H69ZM71 216H72V218L74 217V219H72ZM84 216H88V215H85V214H84ZM92 216H93V215H92ZM94 216H95V215H94ZM107 216H108V215H107ZM110 216L112 217V214H111ZM114 216H113V217H114ZM216 216H217V215H216ZM241 216H242V215H241ZM259 216H260V215H259ZM102 217H103V216H102ZM108 217H109V216H108ZM116 217H117V216H116ZM149 217H150L149 219H152V215H150ZM180 217H181V216H180ZM245 217H246V216H245ZM263 217H264V214H263ZM80 218H81V219H80ZM100 218H101L102 220H101ZM109 218H110V217H109ZM120 218H121V217H120ZM125 218H128V217L125 216ZM136 218H137V217H136ZM146 218H147V217H146ZM181 218L183 219V217H181ZM216 218H217V217H216ZM220 218H222V217H220ZM224 218H225V216H224ZM227 218H228V217H227ZM256 218H257V217H256ZM28 219H29V218H28ZM75 219H76V220H75ZM112 219H113V218H112ZM116 219H117V218H116ZM141 219H142V218H141ZM141 219H139V220H141ZM189 219H190V217H189ZM189 219H188V220H189ZM195 219H196V218H195ZM213 219H214V218H213ZM249 219H250V218H249ZM126 220H128V219H126ZM130 220H131V219H130ZM152 220H153V219H152ZM152 220H150V221H152ZM177 220H178V223H179L180 218L178 217ZM184 220H185V219H184ZM216 220H217V219H216ZM216 220H215V221H216ZM232 220H233V218H232ZM250 220H251V219H250ZM27 221H28V220H27ZM106 221H107V220H106ZM108 221H109V220H108ZM113 221H114V219H113ZM118 221H119V219H118ZM147 221H148V220H147ZM173 221H174V220H173ZM191 221H192V220H191ZM241 221H242V220H241ZM111 222H112V220H111ZM116 222H117V221H116ZM116 222H114V223H116ZM140 222H141V221H140ZM169 222H170V221H169ZM219 222H220V221H219ZM219 222H218V223H219ZM237 222H238V221H237ZM249 222H250V221H249ZM249 222H248V223H249ZM126 223H127V222H126ZM133 223H134V222H133ZM141 223H142V222H141ZM180 223H181V221H180ZM214 223H215V222H214ZM214 223H213V224H214ZM218 223H216V224H218ZM243 223H244V225H246L245 223H247V222H245V220H243ZM260 223H261V222H260ZM47 224H48V223H47ZM138 224H139V223H138ZM147 224H149V222H148ZM150 224H152V223L150 222ZM184 224H185V223H184ZM186 224H187V223H186ZM195 224H196V222H195ZM216 224H215V225H216ZM220 224H221V223H220ZM226 224L228 225L229 223H226ZM226 224H225V225H226ZM36 225H35V226H36ZM48 225H50V224H48ZM127 225H129V224H127ZM132 225H133V226H131V228H132V227H135L134 224H132ZM221 225H222V224H221ZM223 225H224V224H223ZM229 225H232V223L229 224ZM254 225H255V224H254ZM160 226H161V225H160ZM174 226H175V224H174ZM181 226H183V225H181ZM191 226H192V225H191ZM218 226H220V225H218ZM129 227H130V226H129ZM184 227H185V226H184ZM186 227H187V226H186ZM214 227H217V225L214 226ZM222 227H223V226H222ZM135 228H136V227H135ZM135 228H134V229H135ZM138 228H139V227H137L136 229H138ZM140 228H141V227H140ZM140 228H139V230H140ZM156 228H157V226H156ZM175 228H176V227H175ZM212 228H213V227H212ZM218 228H219V227H218ZM227 228H228V230L230 229L229 227H227ZM231 228H232V230L234 231L233 226H232ZM263 228H264V227H263ZM145 229H147V228H145ZM145 229H144V232H143L142 234L140 233L143 237H142V236H139V234H137V235L139 236V238H142L143 240H144V237H145L146 234H147L146 236L149 237L148 235H150L151 233L153 234V232H154V231H153V232H151L150 234H148V233L150 232L151 229H150V228H149L150 230H148V229L145 230ZM209 229H210V228H209ZM224 229H225V228H224ZM242 229H243V228H242ZM250 229H251V228H250ZM259 229H260V228H259ZM29 230H30V229H29ZM87 230H88V231H87ZM126 230H127V231L129 230L128 227H127ZM180 230H181V229H180ZM185 230H186V229H185ZM188 230H189V229H188ZM210 230H211V229H210ZM212 230H213V229H212ZM214 230H215V229H214ZM216 230H217V229H216ZM218 230H219V229H218ZM245 230H246V229L244 228V231H245ZM151 231H152V230H151ZM238 231H240V230H238ZM248 231H249V230H248ZM248 231H247V232H248ZM256 231H257V230H256ZM46 232H47V230H46ZM135 232H137V231H135ZM138 232H140V231H138ZM185 232H186V231H185ZM210 232H212V231H210ZM216 232H217V231H216ZM230 232H231V231H230ZM254 232H255V231H254ZM49 233H50V232H49ZM196 233H197V232H196ZM222 233H223V231H222ZM227 233H228V231L226 232V234H227ZM248 233H249V232H248ZM47 234H48V233H47ZM131 234H132V233H131ZM152 234H151V236H153ZM169 234H170V233H169ZM193 234H195V233L193 232ZM208 234H209V233H208ZM211 234H212V233H211ZM213 234H214V233H213ZM228 234H229V233H228ZM257 234H258V233H256V236H257ZM79 235H80V236H79ZM135 235H136V234H135ZM137 235H136V237H137ZM175 235H176V234H175ZM175 235H174L173 237H175ZM218 235H219V234H218ZM233 235H234V234H233ZM236 235H237V234H235L234 237H236ZM243 235H244V233H243ZM40 236H41V235H40ZM47 236L49 237V234H48ZM86 236H85V237H86ZM109 236H108V237H109ZM181 236H182V235H181ZM213 236H214V235H213ZM237 236H238V235H237ZM245 236H246V235H245ZM45 237H46V236H45ZM45 237H42L43 240H47V239H49V238H46V239H45ZM51 237H52V236H51ZM73 237H75L77 240L73 239ZM85 237H84V239H85ZM153 237H154V236H153ZM216 237H217V236H216ZM219 237H220V235H219ZM219 237H218V238H219ZM231 237H232V236H231ZM240 237H241V235H240ZM243 237H244V236H243ZM243 237H242V238H243ZM71 238H72V239H71ZM99 238H101V241L98 240ZM105 238H106V237H105ZM109 238H110V237H109ZM112 238H113V237H112ZM151 238H152V237H151ZM195 238H196V237H195ZM197 238H198V237H197ZM211 238H212V237H211ZM218 238H217V239H218ZM220 238H221V237H220ZM222 238H223V237H222ZM238 238H239V237H236L237 240H238ZM51 239H52V238H50L49 240H51ZM53 239H54V237H53ZM107 239H108V238H107ZM107 239H106V240H107ZM114 239H116L115 236H114ZM137 239H138V238H137ZM137 239H136V240H137ZM145 239H148V238H145ZM153 239H157V238L154 237ZM214 239H215V238H214ZM223 239H225V238H223ZM236 239L234 238V239H232V240H236ZM260 239H261V238H260ZM260 239H259V240H260ZM39 240H40V239H39ZM39 240H38V241H39ZM41 240H42V239H41ZM106 240H104V241H105L104 244H107V242H109V241H108L109 239L107 240V242H106ZM110 240H111V239H110ZM138 240H139V239H138ZM140 240H141V239H140ZM208 240H209V239H208ZM256 240H257V238H256ZM51 241H52V240H51ZM55 241H58V240L55 238V239L53 240V243H55ZM74 241H76V242H74ZM133 241H135V240H133ZM152 241H153V240H152ZM210 241H212V240H210ZM218 241H219V240H218ZM222 241H223V240H222ZM227 241H228V240H227ZM240 241H242V240H240ZM240 241L237 242V244H239V247H240V244H243V246H245V244H248V243H246V242L241 243ZM71 242H72V243H71ZM112 242H117V241L115 240V241H112ZM121 242H122V241H121ZM143 242H144V241L140 242L139 244H141V246H142V243H143ZM200 242H201V241H200ZM215 242H216V241H215ZM242 242H243V241H242ZM260 242H262V240H260ZM53 243H51L50 246H52ZM57 243H58V242H57ZM59 243H60V242H59ZM64 243H63V244L60 243V244H61L63 247H65V244H66V243H65V244H64ZM70 243H71V244H70ZM136 243H137V242H136ZM152 243H153V242H152ZM203 243H204V241H203ZM205 243H206V241H205ZM224 243H225V242H224ZM233 243H234V242H233ZM121 244H122V243H121ZM134 244H135V243H134ZM137 244H138V243H137ZM145 244H146V243H145ZM198 244H199V243H198ZM217 244H218V243H217ZM221 244H222V243H221ZM237 244H235V246H236ZM111 245H112V244H111ZM119 245H120V244H119ZM195 245H196V244H195ZM218 245H219V244H218ZM248 245H249V244H248ZM262 245H264V244L262 243ZM53 246H54V244H53ZM62 246H61V247H62ZM96 246H95V247H96ZM99 246H100V245H98L97 248H98ZM102 246H103V245H102ZM120 246H121V245H120ZM148 246H150V245H148ZM157 246H158V245H157ZM197 246H200V245H197ZM205 246H206V245H205ZM208 246H209V245H208ZM208 246H207V247H208ZM219 246H220V245H219ZM235 246H234V248H235ZM241 246H242V245H241ZM260 246H261V245H260ZM41 247H42V246H41ZM43 247H45V246H43ZM47 247H48V246H47ZM54 247H55V246H54ZM63 247H62V248H63ZM67 247H65V248L67 249ZM76 247H77V246H76ZM95 247H94V248H95ZM142 247H144V246H142ZM154 247H155V246H154ZM160 247H162V246H160ZM210 247H211V246H210ZM253 247H254V246H253ZM253 247H252V248H253ZM65 248H64V249H65ZM94 248L92 247V249H94ZM193 248H194V247H193ZM196 248H197V247H196ZM198 248H199V247H198ZM211 248H213V247H211ZM241 248H242V247H240V249H241ZM247 248H248V247H247ZM249 248H250V247H249ZM249 248H248V249H249ZM260 248H262V247H260ZM66 249H65V250H66ZM69 249H70V248H69ZM87 249H88V248H87ZM90 249H91V248H90ZM98 249H100V251H101V248H98ZM124 249H125V248H124ZM200 249H201V248H199V250H200ZM237 249H238V247H237ZM253 249H254V248H253ZM253 249H252V250H253ZM72 250H73V249H72ZM79 250H78V251H79ZM82 250H83V249H82ZM103 250H104V249H103ZM107 250H108V249H107ZM122 250H123V249H122ZM156 250H157V249H156ZM158 250H159V248H158ZM199 250H198V251H199ZM202 250H203V249H202ZM208 250H209V249H208ZM249 250H250V249H249ZM34 251H35V250H34ZM39 251H40V250H39ZM83 251H84V250H83ZM159 251H160V250H159ZM161 251H162V249H161ZM198 251H197V252H198ZM205 251H206V249H205ZM255 251H256V250H255ZM42 252H43V251H42ZM42 252H40V253H42ZM102 252H103V251H102ZM22 253H24V252H22ZM31 253H32V252H31ZM73 253H74V252H73ZM97 253H99V251H98ZM103 253H104V252H103ZM105 253H106V252H105ZM127 253H129V252H127ZM150 253H151V252H150ZM152 253H153V252H152ZM253 253H254V252H253ZM258 253H261V252H258ZM258 253H257V254H258ZM36 254H37V253H36ZM48 254H52V253L50 252V253H48ZM74 254H75V253H74ZM261 254H262V253H261ZM20 255H21V254H20ZM23 255H24V254H23ZM23 255H22V257H23ZM37 255H38V254H37ZM42 255H43V253L41 254V256H42ZM67 255H68V254H67ZM82 255H83V254H82ZM147 255H148V254H147ZM149 255H150V254H149ZM203 255H204V254H203ZM251 255H252V254H251ZM255 255H256V254H255ZM26 256H27V254H26ZM38 256H40V254H39ZM45 256H48V255H46V253H45ZM52 256H53V255H52ZM52 256H51V258L53 259ZM80 256H81V255H80ZM102 256H104V254H103ZM113 256H114V255H113ZM152 256H153V255H152ZM259 256H261V255H259ZM48 257H49V256H48ZM48 257H47V258H48ZM58 257H60V256H58ZM76 257H78V256H76ZM76 257H75V258H76ZM81 257H82V256H81ZM87 257H88V256H87ZM89 257H90V256H89ZM106 257H107V256H106ZM111 257H112V256H111ZM141 257H143V255H142ZM141 257H139V258L142 259ZM147 257H148V256H146V259H147ZM169 257H172V256H169ZM253 257H255V256L253 255ZM20 258H21V257H20ZM38 258H39V257H38ZM55 258H56V257H55ZM79 258H80V257H79ZM107 258H108V257H107ZM112 258H113V257H112ZM150 258H151V257H150ZM153 258H154V257H153ZM261 258H262V256H261ZM261 258H260V259H261ZM42 259L44 260V257H43ZM45 259H46V258H45ZM48 259H49V258H48ZM52 259H51V262H52ZM56 259H57V258H56ZM59 259H60V258H59ZM77 259H78V258H77ZM80 259H81V258H80ZM80 259H78V260H80ZM84 259H85V258H84ZM137 259H138V258H137ZM146 259H145V260H146ZM260 259H259V261H260ZM262 259H263V258H262ZM30 260H31V259H30ZM62 260H63V258H62ZM69 260H71V259H69ZM74 260H75V259H74ZM85 260H86V259H85ZM145 260H143V263H144ZM242 260H244V259H242ZM186 261H187V260H186ZM239 261H240V260H239ZM244 261H245V260H244ZM263 261H264V260H262V263H263ZM32 262H33V260H32ZM32 262H31V264H32ZM44 262H46V261L44 260ZM58 262H59V261H58ZM63 262H64V261H63ZM82 262H83V261H82ZM56 263H57V262H56ZM71 263H72V261H71ZM73 263H75V262H73ZM77 263H80V262H77ZM83 263H84V262H83ZM154 263H155V262H154ZM165 263H166V262H165ZM176 263H177V262H176ZM229 263H230V262H229ZM231 263H233V262H231ZM18 264H20V263H18ZM38 264H39V263H38ZM51 264H53V263H51ZM58 264H60V263H58ZM69 264H70V263H69ZM95 264H97V263H95ZM100 264H101V263H100ZM119 264H120V263H119ZM181 264H182V263H181Z\"/></svg>", "mask_w": 264, "mask_h": 264}]
</instances>
